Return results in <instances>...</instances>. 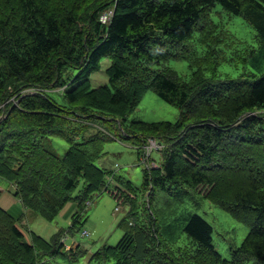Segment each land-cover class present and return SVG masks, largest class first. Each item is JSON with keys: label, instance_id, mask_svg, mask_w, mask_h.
Here are the masks:
<instances>
[{"label": "trees", "instance_id": "16d2710c", "mask_svg": "<svg viewBox=\"0 0 264 264\" xmlns=\"http://www.w3.org/2000/svg\"><path fill=\"white\" fill-rule=\"evenodd\" d=\"M217 5L255 30L258 49L243 50V61H264V0H0V178L25 211L15 218L0 207V264L77 261L79 246L67 250L64 238L111 178L109 193L128 207L123 235L88 264H264V67L221 79L216 68L237 43L212 21ZM173 50L188 54L189 78L165 66ZM104 59L108 84L92 89ZM147 90L179 110L176 123H127ZM50 138L68 144L63 157ZM148 138L164 148L161 162L155 152L140 162L139 203L129 181L96 163L115 139L139 162ZM202 199L249 228L229 259L213 227L188 216ZM70 203L68 229L26 238L22 217L53 222Z\"/></svg>", "mask_w": 264, "mask_h": 264}, {"label": "rangeland", "instance_id": "374dc122", "mask_svg": "<svg viewBox=\"0 0 264 264\" xmlns=\"http://www.w3.org/2000/svg\"><path fill=\"white\" fill-rule=\"evenodd\" d=\"M211 19L215 24H222L237 43L236 48L233 47V43H230L229 49L225 51L227 56L222 62L223 65L216 68L221 79H237L248 72L254 73L255 77H258L261 68L264 67V61L255 62L252 58L250 63H248L249 61L246 63L242 59L245 56V52H242L243 50H249L248 53H250L252 50L258 49V44L255 41V30L241 17L228 16L222 13L218 5L215 7ZM196 49L201 52L199 46ZM173 52L176 55L170 58L165 66L174 69L179 76L186 79L189 78L191 68L188 65L190 63L188 54L179 52V55H183L181 57L177 55L176 51L173 50ZM109 63L107 59L102 60L99 71L92 74L89 78L90 88L94 89L108 84L105 71L109 67ZM161 67L163 66L159 68ZM178 117L179 110L177 108L165 103L153 92L147 90L136 110L128 116L127 123H176ZM49 140V147L52 152L59 157H63L69 148L68 144L59 138H50ZM161 146L164 148L163 144ZM103 153L104 155L96 163L97 166L112 171L117 177L129 181L135 189L137 201L140 203L141 195L138 190L143 182L145 166L140 163L143 160L138 162L136 151L130 144L119 139L105 143ZM160 158L159 152H155L152 155V159L157 163L161 162ZM117 185L118 183L111 178L109 180V192H112ZM0 190H2L0 203H3L5 198L14 200L11 185L1 178ZM109 192H103L99 196L94 197L88 204L90 207L79 218L82 227H80L79 231L75 229L72 234H67L64 238L67 250L69 248L77 250V246H79L81 256L78 257L77 261H71L69 256H59L51 264H88L90 257L98 249L105 245L114 246L117 244L123 235L118 223L126 215L128 207L118 204ZM197 193L203 195L206 193V189L200 187L197 189ZM13 203L16 208L22 209L18 201ZM187 212L188 216L193 214L201 216L213 227V245L224 259L230 258L231 250L239 247L249 232L247 226L235 221L227 212H224L206 199H202L198 206L188 204ZM27 216L30 215L28 214ZM20 225L26 233V238L29 237V232H32L49 240L58 230H66L70 227L71 216L59 215L53 222H47L41 217L33 215L28 222L24 219L22 223L20 222ZM81 233L88 235L82 236Z\"/></svg>", "mask_w": 264, "mask_h": 264}, {"label": "crops", "instance_id": "0c3cea01", "mask_svg": "<svg viewBox=\"0 0 264 264\" xmlns=\"http://www.w3.org/2000/svg\"><path fill=\"white\" fill-rule=\"evenodd\" d=\"M15 201H17L15 198H14V200L9 199V198H5V200L3 201V203H0L1 204L0 207L2 209H4L5 211L9 212L13 217L19 218L22 214L25 215V211H24L23 208L22 209L16 208V205L13 203ZM74 207L75 206L72 203L66 205V207L60 212L59 215H61V216H66V215L67 216L68 215L71 216V214H72V212L74 210ZM27 217H29V218H27ZM27 217L26 218H25V216L22 217V220L20 222L22 223V221L24 219L28 222L30 220L31 216H27Z\"/></svg>", "mask_w": 264, "mask_h": 264}, {"label": "built area", "instance_id": "2783aa9c", "mask_svg": "<svg viewBox=\"0 0 264 264\" xmlns=\"http://www.w3.org/2000/svg\"><path fill=\"white\" fill-rule=\"evenodd\" d=\"M107 17L103 16V20H106ZM161 148L160 143L157 142V140L152 139V138H148L146 140L145 145L142 147V153H141V160H143V162H146V160L151 156V154H153L154 152H156L157 150H159ZM148 168H157V164L156 163H149L148 164Z\"/></svg>", "mask_w": 264, "mask_h": 264}]
</instances>
